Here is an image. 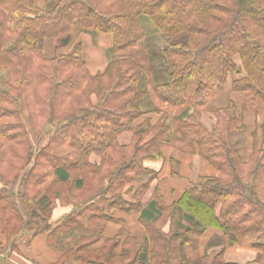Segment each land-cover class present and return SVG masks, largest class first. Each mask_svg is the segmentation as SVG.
Segmentation results:
<instances>
[{"label":"trees","instance_id":"trees-1","mask_svg":"<svg viewBox=\"0 0 264 264\" xmlns=\"http://www.w3.org/2000/svg\"><path fill=\"white\" fill-rule=\"evenodd\" d=\"M141 17L166 38L161 75L150 74L153 56ZM81 34L111 36L103 72L89 73L77 42ZM46 41L55 42L48 53ZM231 75L239 76L231 83L239 106L225 94ZM22 106L31 134L44 137L36 150ZM259 112L264 0H0L3 247L13 249L27 233L45 235L61 249V239L79 228L89 236L74 237L55 264L70 258L80 264H232L224 261L225 247L255 236L257 263L264 264V124L249 128L243 116ZM202 114L213 116L212 129L202 124ZM152 115L159 116L154 124ZM122 132L132 133L127 146L117 142ZM234 137H250L246 157ZM160 144L198 154L219 176L170 206L156 190L140 207L157 176L143 163L161 158ZM91 154L100 157L99 165L90 163ZM133 183L140 186L126 194L136 203L128 204L122 190ZM56 204L74 210L51 227ZM113 210L140 213V246L123 230L104 237ZM210 228L222 236L207 245L223 247L201 255L200 239Z\"/></svg>","mask_w":264,"mask_h":264},{"label":"crops","instance_id":"crops-1","mask_svg":"<svg viewBox=\"0 0 264 264\" xmlns=\"http://www.w3.org/2000/svg\"><path fill=\"white\" fill-rule=\"evenodd\" d=\"M81 35L78 37L77 42L81 43L83 46V58L86 62L89 73L91 75H96L103 72L108 64V61L106 60L104 65H101L99 62L97 63L94 60L90 62L87 58L88 55L86 53L87 50L85 43L80 39ZM237 60V64H239V59ZM228 87H225V94L234 99L238 106L241 105V98L231 93V84ZM93 102H96L94 98ZM243 116L248 127L253 128L254 124L253 120H251V117L254 119L253 114L244 113ZM257 116H261V124H264V112H259ZM158 117L159 116L157 115L150 116L151 123L154 124L158 120ZM141 121L142 119L137 121L135 124H139ZM201 122L208 129H212L215 125V119L210 114H203ZM131 140V132H122L117 136V142L122 146L129 145ZM233 142L235 143V148L242 156L246 157L249 154L251 143L250 137H234ZM158 150L161 154V158L145 161L143 163L144 167L155 172L157 176L152 180L148 191L141 198L140 207L142 208H145L149 204L152 195L156 190L161 193L164 203L167 206H170L191 187L200 184L207 178L219 176V173L212 169L201 157L198 156V154L182 153L173 149L168 144H160L158 146ZM89 161L94 165H99L101 159L98 155L91 154L89 156ZM139 186V184L133 183L124 187L122 190V197L126 203H136L132 194L127 195L126 192L133 188L132 193H134ZM73 210L74 208L71 205H57V207L52 211L49 221L50 226L53 227L57 225L62 219L70 215ZM218 210L219 207L217 211ZM108 216L111 220L104 229L103 234L105 238H114L120 230H123L125 237L131 235L137 239L139 246L142 244L145 236V229L140 223L139 212L123 213L113 210L108 213ZM163 231L167 233L168 226H166ZM76 236H89V231L86 229L74 228L70 235L68 234L61 239V249H57L55 246L51 245L45 235L31 237L30 234L23 233L17 237L14 242V248L12 249L11 245L3 247L5 245V238L0 234V264H55L59 261L62 255L72 247L74 237ZM215 236L221 237L222 233L214 228L208 229L203 234L199 243L201 255L204 253L210 254L213 251H219L223 247L222 245L211 247L207 245ZM255 239V236H248L240 245L226 246L223 256L224 261L232 264H259L257 263L259 251L252 247ZM64 264L80 263L73 258H70L67 259Z\"/></svg>","mask_w":264,"mask_h":264},{"label":"rangeland","instance_id":"rangeland-1","mask_svg":"<svg viewBox=\"0 0 264 264\" xmlns=\"http://www.w3.org/2000/svg\"><path fill=\"white\" fill-rule=\"evenodd\" d=\"M139 22H140L142 31L145 29V32L147 33V48H148V51L151 53V58L153 56V60H151V73L150 74L152 75L154 73V76L155 75H161L160 72L163 71V67L161 66L162 60H161L160 52L166 44L165 43L166 38L162 37L161 35H158L157 33H155L152 30L153 27H152V25L148 19L141 17L139 19ZM143 25L145 26L144 29H143ZM147 25H149V27H151L152 29L147 27ZM80 39L82 42L85 43V47L87 50L86 53L88 55L87 58H88V60H90V62L92 60H94L95 62H97V63L99 62L101 65L102 64L104 65L106 60L108 61V51L111 47L110 35H107V34H97V35L82 34ZM54 45H55V42L52 41L51 43H48V41H46L44 44V49L48 53V51L53 49ZM237 62H238V60L235 59V63H237ZM151 75H150V78H151ZM236 78H239V76L231 75L228 79V83H227L226 87H228L231 84L232 80L236 79ZM152 80L155 82L156 79H154L152 76ZM228 89H229V87H228ZM27 118H28V113H27L25 107L22 106V108H21V119H22V122L24 123V125L26 126L27 130L29 131ZM251 120H253V124H254V126L256 125L257 128H259L262 125L261 124V122H262L261 116L256 115V116H254V119H253V117H251ZM48 129L49 128L46 127L44 131L47 132ZM41 137H43V135L40 136V134H39V136H34L29 131V142H30L32 148H34V150H36L38 148V146L40 144V140L42 139ZM42 142H44V137L42 139ZM57 205H59V204H56L54 206V208H56ZM252 241H254V240H252ZM255 241H256V239H255Z\"/></svg>","mask_w":264,"mask_h":264}]
</instances>
